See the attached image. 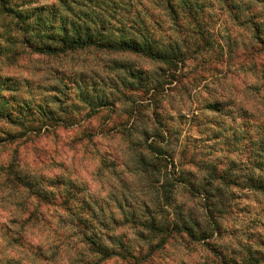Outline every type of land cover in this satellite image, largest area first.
<instances>
[{"label":"rangeland","instance_id":"rangeland-1","mask_svg":"<svg viewBox=\"0 0 264 264\" xmlns=\"http://www.w3.org/2000/svg\"><path fill=\"white\" fill-rule=\"evenodd\" d=\"M176 3L186 13L176 24L154 5L140 9L154 15L163 41L179 47L184 63L172 82L166 64L124 54L0 57V79L15 88L5 95L33 107L51 105L58 121H45L38 132L20 116L26 134L22 125L0 122V139H15L0 147V264L93 263L97 257L81 235L85 219L91 232L127 255L102 264H264V193L245 182L256 175L264 181V168L248 163L246 140L232 153L224 149L226 139L244 132L243 122L249 136L256 129L264 135V45L257 38L264 37V0ZM130 69L148 76V90L137 88ZM75 82L108 97L109 105L91 110ZM210 101L222 102L223 112L208 111ZM155 115L170 127L163 143L167 169L141 146L160 128ZM141 156L156 165L139 171ZM232 160L242 162L239 187L209 180V170L227 169ZM13 175L36 186L29 191ZM69 185L75 198L66 210L61 197ZM29 215L33 222L20 229L17 221ZM126 216L164 232L132 226Z\"/></svg>","mask_w":264,"mask_h":264},{"label":"trees","instance_id":"trees-1","mask_svg":"<svg viewBox=\"0 0 264 264\" xmlns=\"http://www.w3.org/2000/svg\"><path fill=\"white\" fill-rule=\"evenodd\" d=\"M149 5H154L173 21L181 16L186 17L182 6L176 3V0H57L54 3H46L43 5L29 6L23 3H14L12 0H0V57L7 55L8 57H16L21 53L30 52L42 54L49 57L64 56L83 51H94L110 54H124L145 59L149 62L166 64L171 70L168 74L175 81L178 72L181 58L179 56V47L176 42L170 39L163 41L158 35L157 22H154V15L149 13L148 16L141 15V8L148 9ZM140 8H137L139 7ZM148 8H147V7ZM147 11V10H146ZM184 19V18H182ZM254 23V21H251ZM255 31L260 32L258 26H255ZM258 42L264 45V37L260 33L257 37ZM184 60V59H182ZM129 76L137 81V88L148 90L149 80L142 72H134L129 70ZM167 76V75H166ZM173 79V80H172ZM8 79H0V122L15 126L22 125L21 129L25 134L27 128L24 120L27 116L28 121L36 124L30 129L40 131L42 124L47 120H52L55 125L58 121L53 116L54 111L51 105L35 104L34 107L25 100H16L14 96H7V91H14V86L7 81ZM144 80V81H143ZM170 82V83H171ZM64 88L69 87L67 82H62ZM133 85V84H131ZM77 96L79 100L86 103L91 110L106 107L109 105L108 97L104 95H90L85 88H81L78 83ZM96 89V88H94ZM52 102L58 101V98H53ZM220 101H210L205 105L208 111L221 114L224 108ZM16 114V116H15ZM20 116L26 117L21 119ZM155 124L159 126L158 131L154 132L155 139L148 142L150 136H146L141 146L144 150L151 153L153 159H158L160 164L167 169L168 161L164 154L168 152L167 145L163 144L167 129L170 127L163 120V116L155 115ZM37 122V123H36ZM39 122H41L39 124ZM211 125H220L217 120H209ZM39 124V125H38ZM244 132L238 136L234 133L230 137V142L224 141L225 151L227 154L232 153L243 141H247L245 148L253 158L247 160L248 163L256 166L258 169L264 168V135L261 130L256 129V133L248 135L247 125L243 122ZM168 126V127H167ZM164 127V128H163ZM168 135V134H167ZM161 137L162 140H159ZM251 137V138H247ZM158 138V139H157ZM13 143L14 136L0 139V147L5 144ZM161 143V144H160ZM232 148H228V146ZM157 153L158 155L154 154ZM225 157L227 155L225 154ZM261 161V162H259ZM165 162V164L163 163ZM231 166L222 171L212 169L210 171V181H219L223 185H235L239 187L242 184V178L237 174L240 170V161H231ZM256 163V164H255ZM139 171H149L150 166H155L156 163L148 160L146 157H140L137 160ZM8 173L12 175V170ZM241 174V173H240ZM16 182L29 191L33 190L35 181L22 180L20 176H12ZM248 187L264 193V181L260 176H249L245 178ZM36 186V185H35ZM37 201H40L43 196L40 192H34ZM60 196V195H59ZM45 197V196H44ZM48 197V196H47ZM75 198V193L69 185L62 194L61 201L66 204V210L71 208L70 203ZM35 217V216H34ZM32 215L24 219L18 220L20 229L25 230L28 224L32 223ZM32 219V220H31ZM126 223L132 226H143L148 229L160 230L164 232L161 226L155 222H142L134 218L124 217ZM125 223V222H124ZM83 230L81 231L82 240L88 245V250L96 255L94 262L91 264H102L103 262L114 258H125L126 253L117 252L114 248L109 247L104 243L98 235L91 232V223L88 220L81 222ZM205 235L201 234L200 239H204Z\"/></svg>","mask_w":264,"mask_h":264}]
</instances>
